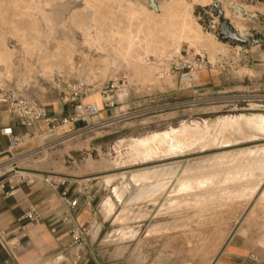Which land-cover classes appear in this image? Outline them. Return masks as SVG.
<instances>
[{"label":"rangeland","instance_id":"rangeland-1","mask_svg":"<svg viewBox=\"0 0 264 264\" xmlns=\"http://www.w3.org/2000/svg\"><path fill=\"white\" fill-rule=\"evenodd\" d=\"M229 1L0 0V52L3 51L0 54L8 52L14 56L11 61V78L1 79L0 88H11L53 113L65 108L66 114L72 113L63 104L69 87H89L91 94L83 102L102 109L99 118L107 121L106 127L61 144L56 143L57 136L44 133L38 140V148L21 155L18 154L23 150L21 148L14 152V156L19 159L15 170L30 175L90 180L91 185L98 183L99 189L102 187V178L106 176L107 186L111 188L108 189V197L112 196V190L116 194L111 203L120 204L122 212L135 214V219L142 220L126 224L142 232L140 242L128 244L135 245L129 249L133 250L134 257L145 255L151 263L167 260L190 263L201 261L208 264L227 238L234 232L241 233V230V234L258 247L257 250L261 253L264 251V205L258 202L264 194V132L246 124L244 120L239 121L231 128L239 134L240 140L224 139L209 146L221 133H227L228 129L218 128L215 124L209 129L205 126V122L211 123L222 118L234 121L239 115H264V14H246L248 34L242 36L237 33L248 43L244 45L234 42L222 34L223 22L234 29L232 13L226 9ZM248 2L253 5L264 4V0H237L238 6ZM85 8L88 9L83 10ZM144 10L156 21L152 23L151 18L142 15ZM168 11L171 15L164 20L165 24L173 28L175 39L179 37L178 30L186 19L209 37L210 40L207 37L201 47L202 52H195L183 42L181 53L176 55L173 53V41L167 42L164 29L160 31V28L156 33L155 22L162 21V16ZM74 12L85 14L89 24L100 15L98 20L103 36L106 37L111 30L134 31L132 34L138 36L143 44L151 33L168 43L170 46L167 52L172 55L168 70L170 81L145 84L133 79L126 85L127 99L124 100L126 96L121 98L119 90L124 85L122 81H125L121 71H108L100 55L83 46L82 33L71 23ZM46 20L49 21L51 31ZM116 26H119L118 29ZM151 46L144 50L148 54L153 52L146 56L154 61V53L161 55L162 50L155 45ZM70 48L76 51L72 59H75L79 71L56 72L53 79L44 76L41 72L42 60L66 59V55H70ZM182 52L185 55L189 53L204 57L205 66L202 71L209 70L221 76L223 73L224 86L216 89L200 86L199 74L194 83H181L171 66L172 59L181 57ZM82 56L87 59L81 65ZM91 73H96V77ZM87 78H92L94 82H87ZM107 82H120L114 94L124 100H119V106L111 110L104 109L102 102L101 88ZM253 97H257L260 102H253ZM237 99L240 101L237 102ZM68 108L70 111H66ZM84 126L81 123L62 128L58 135ZM173 138L184 140L187 148L177 155L147 161L143 159L148 148L159 147L162 143L166 145ZM5 168L12 170L14 167L6 164ZM133 174L139 176V180L147 174L152 175L149 182L144 184L143 192L142 185L126 191L125 197L139 199L132 205H126L124 199L117 195L116 188L124 185L123 176L128 179ZM109 179L112 181L109 182ZM166 201L169 203L168 210L164 209ZM131 207L138 212L131 211ZM114 220L115 217L111 223ZM167 223L174 224V228L146 237L145 230L151 225Z\"/></svg>","mask_w":264,"mask_h":264},{"label":"crops","instance_id":"crops-1","mask_svg":"<svg viewBox=\"0 0 264 264\" xmlns=\"http://www.w3.org/2000/svg\"><path fill=\"white\" fill-rule=\"evenodd\" d=\"M198 82L200 86L211 89L221 88L225 84L223 73L221 76L220 73L209 70L199 73ZM64 109L54 113L47 110L50 115L66 116L68 112L65 114ZM6 128H12L16 136L27 140L21 147L23 150L18 153L20 155L39 147V139H29L32 132L42 135L49 129L45 123H40L35 130H27L6 107L0 106V164L7 161L10 148L8 137L2 133ZM54 177L58 178L56 180L65 181L66 185L53 190L41 177H36L33 184L19 186L12 196L0 193V231L5 232L7 243L5 248L0 244V264H206L201 261L190 263L167 260L151 263L145 255L134 257L133 250L129 248L135 245L128 244L140 242L142 232L126 224L142 220L135 219V214L122 212L120 204L111 203L116 194L112 190V196L108 197V189L111 188L107 186L106 176L100 182V189L97 187L98 183L92 185V203L87 202V193H78L79 185L87 180ZM65 189L68 190L71 200L78 201L74 217L78 225L88 230L86 246L72 245L69 223L64 222L67 210L61 194ZM258 202L264 205V194ZM31 207L39 213V222L26 219V212ZM134 207L130 210L138 212ZM97 211L99 212L94 215ZM114 217L115 220L111 223ZM117 226L119 227L115 228ZM172 228L174 224L169 223L151 225L145 230L146 237ZM241 233H232L208 264H258L252 256L264 262V251L261 253L257 250L258 247L251 239ZM261 243L263 244L262 241Z\"/></svg>","mask_w":264,"mask_h":264},{"label":"bare ground","instance_id":"bare-ground-1","mask_svg":"<svg viewBox=\"0 0 264 264\" xmlns=\"http://www.w3.org/2000/svg\"><path fill=\"white\" fill-rule=\"evenodd\" d=\"M96 1V0H95ZM249 1V0H246ZM19 2V1H18ZM31 2V0H30ZM33 2V1H32ZM35 4V3H34ZM87 4V3H86ZM48 5V4H47ZM33 6V5H32ZM36 6V5H35ZM85 6V5H84ZM90 7V6H89ZM36 8H39L36 6ZM172 8V7H171ZM29 9H31L29 7ZM35 9V8H34ZM88 9V8H87ZM86 8L83 10H87ZM95 9V8H94ZM98 9V8H97ZM226 9L227 11H231L232 13V19L231 22L234 26V31L237 33H241L242 36H244V34H248V32H246V23H245V15L246 14H251V15H256L257 13H261L264 14V4H258V5H253V4H249L248 3H244L241 4V6H238L237 4V0H230L228 2V4L226 5ZM22 10V9H21ZM24 10V9H23ZM38 10V9H37ZM96 10V9H95ZM170 10V8H169ZM176 10V9H175ZM174 10V11H175ZM36 11V10H35ZM40 11V10H39ZM34 12V11H33ZM87 12V11H86ZM94 12V11H93ZM143 12V11H142ZM187 12V11H186ZM27 13V12H26ZM45 13V12H44ZM144 16H146V18L148 19H152L151 14L148 11L143 12ZM185 13V12H184ZM21 14V13H20ZM95 14V13H94ZM130 14V13H129ZM128 14V16H129ZM165 15L162 16V21L160 22H155V30L156 33L159 31L158 29H160V31L162 29H164L163 31L166 34L167 37V42L169 41H173L172 43V48H173V53H175L176 55L181 53V49H182V43L186 42L189 45L190 49L195 50V52H202L201 51V47L203 45V43L207 40V37L205 35V33L201 30V28L199 27H195L192 25V23L189 21V19L184 20V22L181 24L180 28H179V39H175V33L174 30L171 26H168L167 24H165V18L167 16H170L171 13L168 11V13H164ZM34 15V14H32ZM37 15V14H36ZM182 15V14H181ZM190 15V14H189ZM26 16V15H25ZM42 16V14H41ZM40 16V17H41ZM47 16V15H46ZM72 16V15H71ZM89 16V15H88ZM92 16V15H91ZM100 16V15H99ZM99 16L93 20L92 24H89L86 20L85 14H73L72 18H71V23L76 27L77 30H79L82 35H83V46L89 48L90 50H94L96 53H98L100 55V57L104 60L107 70L111 71L112 69L116 70H120L121 71V76L125 79V84L120 87L119 90V95L120 97L124 98L127 95V84H130L132 82L133 79H137L138 81H142L145 84H157V83H161V82H168L170 81V77H169V66H170V61L172 58V55L169 54V52H167V49L169 48V44L166 42H163L161 40L158 39V37L151 33L150 37L148 38V40H146V43L143 44V42L141 41V39L138 36H134L132 33L134 32H127V31H115V30H111L110 31V35L108 37L103 36V31L101 29V23H99ZM102 16V15H101ZM173 16V15H172ZM35 17V16H34ZM44 17V16H43ZM95 17V16H94ZM45 18V17H44ZM89 18V17H88ZM101 18V17H100ZM132 18V16H131ZM169 18V17H168ZM177 18V17H175ZM185 18V17H184ZM28 19V18H27ZM147 19V20H148ZM157 19V18H156ZM160 20V18H158ZM165 19V20H164ZM179 19V18H177ZM33 20V18H32ZM152 19V23H153ZM174 20V19H172ZM181 20V19H180ZM183 20V19H182ZM4 21V20H3ZM19 21V20H18ZM101 21V20H100ZM146 21V19H145ZM144 21V22H145ZM156 21V20H155ZM192 21V20H191ZM42 22V21H41ZM47 23V26L49 28V30L51 31V27L50 24L48 23L49 21H45ZM44 22V23H45ZM147 22V21H146ZM150 22V23H151ZM174 23L175 20L173 21ZM194 22V20H193ZM51 23V22H50ZM67 23V22H66ZM118 23V22H117ZM143 23V22H142ZM170 23V22H169ZM173 23V24H174ZM181 22H179L178 24H180ZM43 24V23H42ZM172 24V25H173ZM46 25V24H45ZM52 25V24H51ZM115 25V24H113ZM142 25V24H141ZM35 26V25H34ZM112 26V25H111ZM150 26V25H148ZM154 26V25H153ZM43 27V26H42ZM117 27V26H116ZM119 27V26H118ZM117 27V29H118ZM141 27V26H140ZM113 28V27H112ZM143 28V27H142ZM149 28V27H148ZM116 29V28H115ZM122 29V28H120ZM139 29V28H138ZM141 29V28H140ZM175 29V28H174ZM14 30V29H13ZM128 30V29H127ZM142 30V29H141ZM158 30V31H157ZM38 31V30H37ZM149 31V30H147ZM154 31V30H153ZM162 31V32H163ZM39 32V31H38ZM46 32V31H45ZM105 32V30H104ZM139 32V31H138ZM136 32V33H138ZM146 32V31H145ZM152 32V31H150ZM149 32V33H150ZM142 33V32H141ZM155 33V31H154ZM237 33V34H238ZM163 34V35H165ZM53 35V34H52ZM138 35V34H137ZM145 36V34H144ZM143 36V37H144ZM45 37V36H44ZM141 37V36H140ZM146 37V36H145ZM246 37V36H245ZM56 38V37H55ZM147 38V37H146ZM209 39V37H208ZM26 40V39H25ZM145 40V39H144ZM177 40V41H176ZM210 40V39H209ZM62 42V41H61ZM63 43V42H62ZM41 44V43H39ZM64 44V43H63ZM81 44V45H82ZM68 45V44H67ZM72 45V44H71ZM151 45H155L156 47H159V49L162 50V54L158 55L156 53H154L153 56H155V60L151 61L148 56H146V54H148L147 52H145L144 49H146L148 46ZM219 45V44H218ZM66 46V45H65ZM206 46V45H205ZM208 46V45H207ZM214 46V45H213ZM26 47V46H25ZM152 47V46H151ZM221 47V46H220ZM224 47V46H223ZM222 47V50H223ZM74 48V47H73ZM206 48V47H205ZM4 49V48H3ZM71 49V48H70ZM156 49V48H155ZM204 49V48H203ZM213 49V48H212ZM153 50V49H152ZM209 50V49H208ZM142 51V53H140ZM147 51V50H146ZM216 51V50H215ZM17 52V51H16ZM15 52V53H16ZM20 52V50H19ZM24 52V51H23ZM21 52V53H23ZM43 52V51H42ZM81 52V51H80ZM89 52V50H88ZM152 52V51H151ZM0 53H3L0 52ZM18 53V52H17ZM36 53V52H35ZM53 53V52H52ZM61 53V52H60ZM76 53V51L74 49L70 50V55H66V59L62 58L61 60H55L52 59L50 61L47 60H42L41 64V72L44 76H47L49 78H54V74L56 72H58L59 74H61L62 72H75L77 71V67L75 64V59H72L74 57H72L74 54ZM86 53V52H84ZM90 53V52H89ZM153 53V52H152ZM151 53V54H152ZM216 53V52H214ZM218 53V52H217ZM25 54V53H24ZM28 54H30L28 52ZM83 54V52H82ZM148 54V55H151ZM160 54V53H159ZM16 55V54H15ZM55 55V54H53ZM79 55V54H78ZM95 55V54H94ZM21 56V55H20ZM36 56V55H35ZM64 56V55H63ZM181 56V55H180ZM14 56L11 53H6L5 55L0 54V80L7 78L10 79L11 78V61L12 58ZM34 57V56H33ZM39 57V56H38ZM50 57V56H49ZM57 57V56H56ZM55 57V58H56ZM95 57V56H94ZM24 58V57H23ZM36 58V57H34ZM41 58V57H40ZM39 58V59H40ZM176 58H180V57H174L172 59V62L174 60H176ZM215 58V57H214ZM38 59V60H39ZM43 59V58H42ZM87 58H85L84 56L81 57V65L86 61ZM90 60V59H89ZM33 61V60H32ZM14 63V62H13ZM80 63V62H79ZM102 63V62H101ZM89 65V64H88ZM13 66V65H12ZM14 68V67H13ZM96 68V67H95ZM99 68V67H98ZM103 68V67H102ZM80 69V68H79ZM172 69V68H171ZM86 70V69H85ZM84 70V71H85ZM31 71V70H30ZM79 71V70H78ZM77 71V72H78ZM106 71V72H108ZM90 72V71H89ZM105 72V73H106ZM114 72V73H115ZM104 73V74H105ZM86 74V73H85ZM93 74V73H91ZM96 74V73H94ZM93 74V76H95ZM110 74V73H109ZM108 74V75H109ZM89 75V73H88ZM34 76V75H32ZM92 76V77H93ZM96 77V76H95ZM98 77V76H97ZM197 77V74L195 75V78ZM108 78V77H106ZM99 81V80H98ZM87 82L89 83H93L94 81L92 80V78H87ZM166 84V83H165ZM170 84V83H169ZM2 85V84H1ZM190 85V84H188ZM5 88V87H3ZM103 102V99H102ZM98 109L99 107L96 106ZM257 114V113H256ZM261 114V113H260ZM245 121L246 124H251L252 126H255V128L259 129L260 131L264 132V115L263 116H252V115H239V117H236L234 119V121H228L226 119H218V121H213L211 123L209 122H205V126L206 129H209L213 124H215L218 128L220 127H227L228 131L227 133L223 134L221 133V135H219L218 137H216V139L209 144V146H213L218 142L223 141L224 139H227L228 141H236V140H240V136L239 134L234 131L231 126L233 124H238L239 121ZM198 128V126H197ZM221 129V128H220ZM236 130V129H235ZM248 134V133H247ZM177 135V134H176ZM246 139V138H245ZM27 141V140H26ZM153 143V142H152ZM167 143H169L168 147ZM157 146L148 148L146 150V152L143 155V159L144 160H150V159H154V158H160V157H165V156H170V155H177L180 153V151H183L184 149L187 148V144L184 142V140H180V139H169L168 142H166L163 144H159ZM104 162L106 163L107 161L104 160ZM232 165V164H231ZM250 165V164H249ZM6 169V168H5ZM191 169V168H190ZM158 172V171H157ZM219 172V171H218ZM217 172V173H218ZM147 173V172H146ZM192 173V172H191ZM212 173V172H211ZM220 173V172H219ZM257 173V172H256ZM175 174V173H174ZM177 174V173H176ZM214 174V173H213ZM140 175V174H139ZM152 174H147L145 176H142V179L139 180V176L137 175H130L129 178L127 179L126 177H122V180L124 182V185L122 187L117 186L116 188V193L117 195L121 198L124 199L125 204L126 205H132L134 202L138 201L139 199H135V198H129V197H125L126 191H130L131 187H139L140 185H142V192L144 191V184L149 182V179L151 177ZM189 175V174H188ZM210 175V174H209ZM157 176V174H156ZM159 176V175H158ZM199 176V175H196ZM264 176V173H263ZM200 177V176H199ZM160 179V178H159ZM109 182L112 181V179L108 180ZM159 181V180H158ZM182 181V180H181ZM180 181V182H181ZM161 182V181H160ZM157 184V183H156ZM173 184V183H172ZM149 185V184H147ZM151 185V183H150ZM170 185V184H169ZM146 186V185H145ZM169 187V186H168ZM223 187V186H221ZM148 189V188H147ZM167 189V188H166ZM173 189V188H172ZM168 190V189H167ZM171 190V189H169ZM161 191V190H160ZM176 191V190H175ZM148 192V191H147ZM151 192V191H150ZM171 192V191H169ZM140 193V192H139ZM156 195V192H154ZM159 193V192H158ZM157 193V194H158ZM166 192H164V194H166ZM142 194V193H141ZM147 194V193H146ZM173 194H175L173 192ZM189 194V193H188ZM192 194V193H191ZM154 195V196H155ZM170 195V194H169ZM150 196V194H149ZM153 196V195H151ZM150 196V197H151ZM158 196V195H157ZM160 196V195H159ZM131 197V196H130ZM163 197V196H162ZM161 197V198H162ZM141 198V197H140ZM149 198V197H148ZM153 198V197H152ZM151 198V199H152ZM146 199V198H144ZM165 210L169 209V203L166 201L165 206H164Z\"/></svg>","mask_w":264,"mask_h":264},{"label":"built area","instance_id":"built-area-1","mask_svg":"<svg viewBox=\"0 0 264 264\" xmlns=\"http://www.w3.org/2000/svg\"><path fill=\"white\" fill-rule=\"evenodd\" d=\"M205 66V58L202 56L184 54L182 52L180 58H176L172 62V72L179 76L180 82L184 84H192L196 80L195 75L199 74ZM125 84V81H122ZM120 82L117 84L112 82L105 83L101 88V95L103 99V108L107 110L115 109L119 106L121 100L120 97H116L114 94L115 89L118 88ZM89 87L75 86L69 87L68 94L63 98V104L68 106L72 113H68L66 116H54L48 113L46 107L37 103L35 100H31L27 97L17 94L11 88H0V106H4L18 120L19 124L27 130H35L36 126L40 123H45L49 129L47 133L51 136H57L56 143L61 144L71 141L78 136L85 133H93L95 130L104 128L107 126V121L100 117L102 109H98L95 105L85 104L83 101L89 94H91ZM120 100V101H119ZM253 102L259 103L257 97L251 98ZM240 99H237L239 102ZM255 106V105H254ZM258 107V105H256ZM68 110L70 111V109ZM99 120L98 123L95 121ZM85 124L84 127L65 133L64 135H58V131L65 127L76 126L79 124ZM2 133L8 137L10 148L7 153L8 160L0 164V193H4L6 196H12L18 191V187L23 184H33L36 177H41L42 181L49 185L53 190H58L61 186H65L66 182L56 180L54 176L27 174L22 171H16L17 157L14 156V152L21 148L26 140L24 137L16 136L12 128H6ZM42 135H38L36 132H32L29 135V139H39ZM10 164L14 168L12 170H6L5 165ZM92 181L87 180L82 185H79L78 193H87L86 199L88 203H92L94 195L92 193ZM61 197L66 205L67 216L64 222L69 223V234L72 238V245L74 246H86L88 230L86 227L78 225L75 217L74 210L78 205L77 200H71L68 197V190L65 189ZM99 211L94 212L96 215ZM26 219L31 222H39L41 217L37 210L31 207L26 212ZM5 232L0 231V244L3 248L7 246L5 239ZM252 258L258 262V264H264L258 257L252 256Z\"/></svg>","mask_w":264,"mask_h":264},{"label":"water","instance_id":"water-1","mask_svg":"<svg viewBox=\"0 0 264 264\" xmlns=\"http://www.w3.org/2000/svg\"><path fill=\"white\" fill-rule=\"evenodd\" d=\"M222 28H223L222 34L225 35L227 39H231L234 42L244 45L248 43V40L242 39L241 37L238 36V34L233 30L230 24L223 22ZM258 42L260 43V41Z\"/></svg>","mask_w":264,"mask_h":264}]
</instances>
